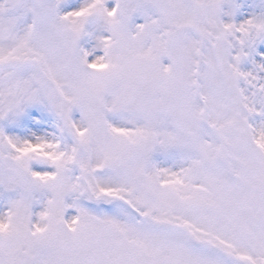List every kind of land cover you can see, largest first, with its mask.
Here are the masks:
<instances>
[{"label": "snow or ice", "instance_id": "snow-or-ice-1", "mask_svg": "<svg viewBox=\"0 0 264 264\" xmlns=\"http://www.w3.org/2000/svg\"><path fill=\"white\" fill-rule=\"evenodd\" d=\"M0 264H264V0H0Z\"/></svg>", "mask_w": 264, "mask_h": 264}]
</instances>
